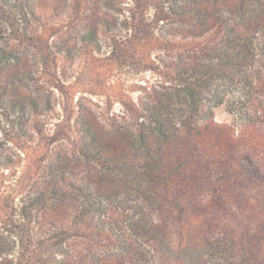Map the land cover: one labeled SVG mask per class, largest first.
<instances>
[{"label":"trees","instance_id":"trees-1","mask_svg":"<svg viewBox=\"0 0 264 264\" xmlns=\"http://www.w3.org/2000/svg\"><path fill=\"white\" fill-rule=\"evenodd\" d=\"M0 4L24 35H34L30 21L54 19L30 0ZM169 12L183 28L160 33L154 56L140 46L153 76L125 112L79 99L62 142L25 166L0 157L26 175L21 202L0 198V264H264V0H190ZM82 13L78 42L98 51L96 19ZM231 87L239 93L228 99ZM31 89L0 88V110L28 140L35 122L61 120ZM223 103L238 126L216 120Z\"/></svg>","mask_w":264,"mask_h":264},{"label":"rangeland","instance_id":"rangeland-1","mask_svg":"<svg viewBox=\"0 0 264 264\" xmlns=\"http://www.w3.org/2000/svg\"><path fill=\"white\" fill-rule=\"evenodd\" d=\"M78 1L41 0L37 3L30 0L31 6L36 5L38 11L45 10L46 16L54 18L30 21L27 31L32 30L33 37L24 35L21 19L0 4V48L5 52L3 57L0 51V88L7 87L16 93L32 88L39 92L37 94L50 97L56 109L55 117L61 119L56 124L46 119L35 122L34 128L39 131L30 135L27 128L28 140L19 134L13 117L0 110L1 158L21 160L25 166L36 150L41 152L62 142L67 137V126L74 119L79 99L111 113L125 112L131 97L134 100L136 87L153 76L140 61V46L146 45L149 56L158 54L160 33L183 28L180 22L172 20L169 8L190 5V0H115L107 4L103 0H88L96 6L93 12L80 8ZM82 12L87 18L96 19L98 51H87L78 42L80 30L87 26ZM59 15H63V19ZM99 19L107 20L123 37L112 39L105 35ZM66 49L69 57L61 63L59 50ZM13 69H23L28 75L11 84L7 74L13 73ZM227 92L228 99L239 93L235 87L228 88ZM215 117L219 122L239 125V118L225 103L215 107ZM24 171V168L0 167V198L9 196V202H21L23 185L20 183L24 184Z\"/></svg>","mask_w":264,"mask_h":264}]
</instances>
